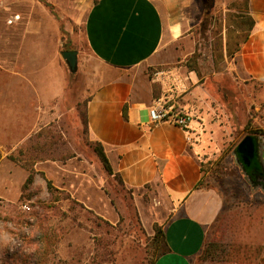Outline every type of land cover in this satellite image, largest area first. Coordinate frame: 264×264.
Returning <instances> with one entry per match:
<instances>
[{
    "label": "rangeland",
    "instance_id": "obj_1",
    "mask_svg": "<svg viewBox=\"0 0 264 264\" xmlns=\"http://www.w3.org/2000/svg\"><path fill=\"white\" fill-rule=\"evenodd\" d=\"M246 1L210 0L206 25L192 29L190 45L172 46L174 62L165 66L183 67L185 93L194 88L189 72H195L200 99L192 100V132L203 147L202 185L224 198L207 240L218 251L204 253L205 264H264V187L252 183L235 156L240 140L255 134L263 139L264 163V81L235 82L230 74L232 53L250 24ZM57 19L62 50L80 56L75 73L65 62L69 93L61 118L32 129L18 128L24 126L19 122L4 128L19 114L9 96L0 99L7 106L0 104V264H150L162 252L155 229L164 227L161 211L148 192L127 189L90 141L82 118L87 70L91 81L101 66L87 49L83 27L71 35L65 19Z\"/></svg>",
    "mask_w": 264,
    "mask_h": 264
},
{
    "label": "crops",
    "instance_id": "obj_2",
    "mask_svg": "<svg viewBox=\"0 0 264 264\" xmlns=\"http://www.w3.org/2000/svg\"><path fill=\"white\" fill-rule=\"evenodd\" d=\"M206 13L203 0H0V99L9 96L19 114L16 123L1 127L19 122L24 126L18 128L32 129L61 118L69 84L57 18L65 19L71 35L81 25L101 66L91 81L87 70L88 137L101 144L124 186L148 192L161 211L168 250L154 264H205L209 230L224 211L220 191L197 186L204 176L203 147L193 130L152 123L149 114L170 94L193 114L192 102L200 99L195 72H189L194 88L185 93L183 67L165 66L174 62L172 46L181 40L190 45L191 31L206 23ZM245 14L255 24L242 31L249 35L232 53L230 74L235 82L264 81V0H248ZM156 71L163 73L154 77Z\"/></svg>",
    "mask_w": 264,
    "mask_h": 264
},
{
    "label": "water",
    "instance_id": "obj_3",
    "mask_svg": "<svg viewBox=\"0 0 264 264\" xmlns=\"http://www.w3.org/2000/svg\"><path fill=\"white\" fill-rule=\"evenodd\" d=\"M71 72L78 69L79 51L76 49H64L61 51ZM263 139L255 134H246L235 148L236 160L249 178L253 175L264 180L263 163Z\"/></svg>",
    "mask_w": 264,
    "mask_h": 264
},
{
    "label": "built area",
    "instance_id": "obj_4",
    "mask_svg": "<svg viewBox=\"0 0 264 264\" xmlns=\"http://www.w3.org/2000/svg\"><path fill=\"white\" fill-rule=\"evenodd\" d=\"M162 73L163 71H156L154 73V77H157ZM183 84V80H180V85L182 86ZM173 98V95L170 94L162 96L155 101V104L149 109L151 121L155 124L163 121H169L175 125H178L187 133H190L193 129V116L187 110L177 106L174 102H172ZM25 207L30 209L29 205H25Z\"/></svg>",
    "mask_w": 264,
    "mask_h": 264
},
{
    "label": "trees",
    "instance_id": "obj_5",
    "mask_svg": "<svg viewBox=\"0 0 264 264\" xmlns=\"http://www.w3.org/2000/svg\"><path fill=\"white\" fill-rule=\"evenodd\" d=\"M206 4H207V7L205 8V10L207 12L210 11V0H206ZM248 11V0L246 1V13ZM248 15V14H247ZM248 21H249V27H248V31L251 30V28L254 26L255 24V21L251 18V16L248 15ZM249 35V32H247L246 34V38L248 37ZM126 114V112H125ZM82 118H83V123H84V126H85V129H86V132H87V135H88V129H87V102H86V109L82 115ZM92 142V141H91ZM94 145H95V149L99 155V157L101 158L104 166L109 170V171H113V168L109 162V159L103 149V147L101 146L100 143H96V142H92ZM32 178H33V175H31L28 179V182L32 181ZM203 180V179H202ZM202 180L199 182L198 185H201L202 184ZM258 184L259 185H262V187H264V180H259L258 181ZM48 187L52 190V189H55V187L53 186V184L51 183V181H48ZM155 229H157V234L160 233V241H159V244L160 246L162 247V252L158 255L160 256L162 253L166 252L168 250V246H167V243L165 241V233H164V229L158 225V224H155ZM218 247L211 241H207L206 245H205V249H204V253H206V255L208 257H214L215 254H217V250ZM203 253V254H204ZM157 256V257H158ZM157 257L150 263V264H154L155 260L157 259Z\"/></svg>",
    "mask_w": 264,
    "mask_h": 264
},
{
    "label": "flooded vegetation",
    "instance_id": "obj_6",
    "mask_svg": "<svg viewBox=\"0 0 264 264\" xmlns=\"http://www.w3.org/2000/svg\"><path fill=\"white\" fill-rule=\"evenodd\" d=\"M251 181H252V183L253 184H258V181L260 180V178L259 177H257V176H255V174L253 175V178L251 179V178H249ZM261 180H263V179H261Z\"/></svg>",
    "mask_w": 264,
    "mask_h": 264
}]
</instances>
